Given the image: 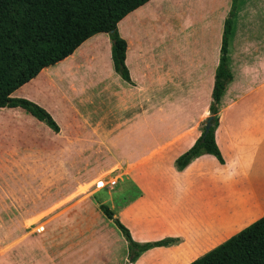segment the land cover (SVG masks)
<instances>
[{"label": "crops", "instance_id": "obj_1", "mask_svg": "<svg viewBox=\"0 0 264 264\" xmlns=\"http://www.w3.org/2000/svg\"><path fill=\"white\" fill-rule=\"evenodd\" d=\"M231 5L149 0L128 13L118 31L133 83L99 32L12 93L60 130L0 108V264H126L128 242L99 204L139 243L177 239L133 264H189L264 216V0H239L234 16L215 132L224 163L175 166L211 115ZM105 174L116 184L94 193L91 214L82 191Z\"/></svg>", "mask_w": 264, "mask_h": 264}, {"label": "trees", "instance_id": "obj_2", "mask_svg": "<svg viewBox=\"0 0 264 264\" xmlns=\"http://www.w3.org/2000/svg\"><path fill=\"white\" fill-rule=\"evenodd\" d=\"M147 1L0 0V108H24L58 132L59 125L45 108L26 98L13 97L12 93L45 67L71 55L85 40L99 32L110 35L115 71L125 81L133 83L126 63L127 43L119 34L118 23ZM238 2L232 0L225 22L210 105L212 126L206 133L205 120L201 136L177 158L175 166L180 171L204 154L214 155L224 163L215 132L222 94L234 78L228 51ZM99 207L128 242L126 264H133L143 252L153 247L177 241L164 238L139 243L108 205L99 204ZM189 264H264V216Z\"/></svg>", "mask_w": 264, "mask_h": 264}, {"label": "rangeland", "instance_id": "obj_3", "mask_svg": "<svg viewBox=\"0 0 264 264\" xmlns=\"http://www.w3.org/2000/svg\"><path fill=\"white\" fill-rule=\"evenodd\" d=\"M115 174H105V175H100L99 178L97 179V181L95 183H91L90 185L84 187L83 191H82V201L83 203H87L90 206V212L91 214H95L96 211V203L94 200V193L98 190H101L98 194V199H103V197L107 196L108 194V188L105 186L103 188L100 187V185L98 184L101 180H104L105 182L108 180H111V176H114ZM99 206V205H98ZM60 207H55L54 209H52V213L53 212H58V209Z\"/></svg>", "mask_w": 264, "mask_h": 264}, {"label": "built area", "instance_id": "obj_4", "mask_svg": "<svg viewBox=\"0 0 264 264\" xmlns=\"http://www.w3.org/2000/svg\"><path fill=\"white\" fill-rule=\"evenodd\" d=\"M98 184L100 185L101 188H103L105 186L106 187H112L116 184V181L115 180H109V181L105 182L104 180H101Z\"/></svg>", "mask_w": 264, "mask_h": 264}, {"label": "water", "instance_id": "obj_5", "mask_svg": "<svg viewBox=\"0 0 264 264\" xmlns=\"http://www.w3.org/2000/svg\"><path fill=\"white\" fill-rule=\"evenodd\" d=\"M212 120H213V116L210 115L207 119H206V124H205V132L208 133L210 131V128L212 126Z\"/></svg>", "mask_w": 264, "mask_h": 264}]
</instances>
